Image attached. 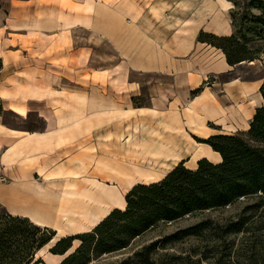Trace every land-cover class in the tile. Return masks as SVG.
I'll list each match as a JSON object with an SVG mask.
<instances>
[{
	"label": "rangeland",
	"instance_id": "1",
	"mask_svg": "<svg viewBox=\"0 0 264 264\" xmlns=\"http://www.w3.org/2000/svg\"><path fill=\"white\" fill-rule=\"evenodd\" d=\"M98 1L94 4L92 0H78L82 5L77 7L79 9L77 14L80 16H78L80 27L76 32L78 47L82 49L80 52L89 54L91 65L103 64L104 55H112L114 58L112 57L111 61H117L118 51L114 52L115 55L111 54L108 49L110 44L106 43L104 37L119 35L124 54L128 56L126 61L131 63L152 61L165 65L190 62L197 69L214 74L219 65L226 62L222 52L213 47L220 43L213 41L211 36L240 38L241 35H245L246 52L256 54L258 60L252 65L243 62L233 66L231 76L239 77L242 81L264 77V0ZM87 75V72H83L84 78H87ZM131 79L134 80L133 77ZM137 80L141 81L139 84L141 95L128 102L129 107L125 116L121 118L112 116L104 126L95 119L94 126L88 130L82 128L86 126H80L68 136H63L66 139L63 143L50 139L52 142L42 146L40 151L32 152L36 153L34 159L28 161L29 159L24 158L20 161L21 167L17 165L21 174L16 175L24 182H12L5 176L0 178V184L7 191L20 186L26 192L19 200L20 205H16L17 209L25 212L24 214L8 213V209H14L13 205L8 209L0 206V237L1 244L4 243L2 246L0 244V251L5 255L0 257V264H15L14 257L21 255L25 249V238L43 241L48 239L49 233L52 232L55 236H52L48 244L33 252V262L39 260L40 264H60L78 247L79 242L72 241L70 250L64 256L51 254L52 246L61 238L91 231L113 210L123 211L126 205L124 197L128 193L125 191L133 183L129 186L121 185L122 190L118 191V194L123 196V200L116 204H105L103 209L108 212L104 215L98 207L97 197L88 198L87 190L90 185L102 188L104 195L112 194L120 189V185L117 181L110 180L114 179L111 169L122 166L130 171L132 164L141 168H150V165L156 167L152 159H148L138 150V145L145 141L156 142L172 138L176 141L192 142L194 144L190 152L192 154L197 149L195 146L203 144L199 141L211 136L210 129H214V126L212 124L204 126L203 119H199L196 114L197 105L201 107L203 103L208 104L211 100L208 93H203L196 99L195 104L187 107L184 115V103L193 95L182 93V82H175L171 76H156L153 80L144 76ZM152 83L160 89L150 90ZM209 83L206 82L202 87H209ZM62 84L61 80L55 82V85ZM156 94L158 96H155ZM154 98L158 100L157 104L161 108L151 106ZM170 99L171 101L176 99L177 103L183 106L166 108ZM140 107L148 110L143 113L133 111ZM150 108L154 110L151 111ZM15 112L25 115L22 103L11 104L9 110L7 104L0 100V123L7 129L35 133L53 129L52 116L41 103H31L25 117L18 116ZM174 119L178 120L177 123ZM182 119L191 125L196 124L192 130L202 140L185 134ZM126 135H130L132 140L124 144L123 160L115 145L123 146L124 141L119 143L118 140ZM137 172L133 175V180L146 171L142 169ZM53 192L58 196L67 193L70 197L66 203H61L60 198ZM5 199L2 201L6 203ZM102 201L100 200V204L103 206ZM252 203V200H241L221 210L195 213L176 222L160 224L132 242L126 250L103 256L100 260L91 258L90 262L82 264H139L133 254L141 246L154 242L157 243V250L151 264H261L255 262L257 256L262 254L259 253L258 246L252 245V235L264 234V206L256 209V216L247 220L244 226L246 228L252 224L253 230L221 236L222 229L227 224L236 222L240 217H251L249 213L242 212ZM114 207L118 209L112 210ZM9 216L35 226L42 231V235L25 224H13ZM97 218L98 221L92 226L90 223ZM35 219L46 225H36L33 221ZM199 224H205L203 226L206 228L198 229V236L182 237L179 234ZM15 234L19 236L12 237ZM166 238L171 239L166 242Z\"/></svg>",
	"mask_w": 264,
	"mask_h": 264
},
{
	"label": "crops",
	"instance_id": "2",
	"mask_svg": "<svg viewBox=\"0 0 264 264\" xmlns=\"http://www.w3.org/2000/svg\"><path fill=\"white\" fill-rule=\"evenodd\" d=\"M92 1L95 4L98 0ZM79 5L82 4L78 0H0V100L7 104L9 110L11 104L22 103L25 115L15 112L21 117L27 116L31 103H41L50 112L53 121V129L40 133L14 131L0 123V178L5 176L12 182H24L16 175L21 174L17 165L21 167L20 161L24 158L29 159L28 161L34 159L36 153H32L33 151H40L42 146L54 140L63 143L66 141L63 136H68L80 126H86L82 128L88 130L94 126L95 119L104 126L112 116H125L128 102L141 95V81L137 79L144 76L150 80L156 76H171L175 82H182L183 94L190 95L194 90L201 89L199 94L184 103L183 114L187 107L196 103L198 97L208 93L211 100L208 104L203 103L201 107L197 105L196 114L199 119H203L204 126H214V129L209 128L212 131L211 136L246 132L255 110L264 106V99L259 91L264 85V77L242 81L239 77L231 76L232 67L226 63H221L214 74L205 73L190 62L169 65L152 61L131 63L126 61L128 56L124 54L119 35L104 37L106 43L110 44V53L115 55L114 52L118 51L117 61H111L112 55H104L103 64L91 65L89 54L80 52L81 48L78 47L76 32L80 27L77 14ZM83 72L88 73L87 78H84ZM57 80L63 81V84L55 85ZM208 81L209 87H202ZM158 89L160 88L152 83L150 90ZM157 102L154 98L151 106L161 108ZM177 102L176 99H170L169 107L166 108L179 107ZM204 105L214 113L206 110L207 107L202 108ZM146 110L148 109L142 107L133 109L136 113ZM182 120L185 134L202 140L192 130L196 124L194 126L185 119ZM177 121L174 119V122ZM50 139L53 140L49 141ZM131 140L130 135L121 136L118 141H124L123 146L115 145L123 160L124 144ZM143 143L150 145V151H156L157 155L143 153ZM143 143L138 145V150L148 159H152L156 167H140L150 173L145 176L139 174L134 180L132 178L133 185L125 193L135 185L161 181L180 163L186 169L194 170L201 159H206L213 165L221 162L220 155L205 144L195 146L197 151L194 149L196 152L191 154L194 145L192 142L166 138ZM119 187L117 191L122 190L121 185ZM23 190L22 187L15 186L7 191L0 184V206L8 209L13 205L14 209H8V213L24 214L16 206L20 205L19 200L26 193ZM4 198L8 203L2 201Z\"/></svg>",
	"mask_w": 264,
	"mask_h": 264
},
{
	"label": "trees",
	"instance_id": "3",
	"mask_svg": "<svg viewBox=\"0 0 264 264\" xmlns=\"http://www.w3.org/2000/svg\"><path fill=\"white\" fill-rule=\"evenodd\" d=\"M211 39L220 43L213 47L222 52L226 64L230 67L258 60L256 54L246 52L245 35L240 38L211 36ZM259 91L264 99V85ZM200 92L201 89H197L191 92V95L196 96ZM199 142L218 153L221 162L213 165L206 159H201L194 170L186 169L183 163H180L159 182L147 186L135 185L124 197L126 206L123 211L113 210L89 232L59 239L50 249V253L64 256L70 250L71 242L77 240L78 247L60 264L88 263L91 258L100 260L103 256L126 250L132 242L160 224L176 222L195 213L221 210L241 200L253 201L242 212L249 213L251 217H240L236 222L227 224L222 229L221 236L253 230L252 224L246 228L244 226L247 220L256 216V209L264 206V106L255 110L246 132L237 133L235 136L215 135ZM9 220L13 224H25L42 235V231L30 226L26 221L11 216ZM203 225L205 224L188 228L179 234L182 237L198 236L197 231L205 227ZM49 234L50 237L43 241L25 238V249L20 257H14L13 262L40 264L39 260L33 262V252L46 246L52 236H55L54 232ZM16 236L19 234L12 237ZM170 239L165 240L168 242ZM252 239V245L258 246V251L262 254L257 256L255 262L264 264V234L252 235ZM156 244L154 242L141 246L133 254L135 260L139 264H151L157 250ZM0 257H5L4 252L0 251Z\"/></svg>",
	"mask_w": 264,
	"mask_h": 264
},
{
	"label": "bare ground",
	"instance_id": "4",
	"mask_svg": "<svg viewBox=\"0 0 264 264\" xmlns=\"http://www.w3.org/2000/svg\"><path fill=\"white\" fill-rule=\"evenodd\" d=\"M248 64V63H247ZM252 64H254V62H251L250 63V65H252ZM254 99V98H253ZM253 99H252V101H253ZM258 99V98H257ZM255 101V100H254ZM259 101V100H258ZM257 101V102H258ZM207 106L206 105H204L202 108H206ZM206 110H210V112L211 113H214V111L212 110L211 111V109H209L208 107H207V109ZM209 112V111H208ZM223 118V117H222ZM221 120H224V119H221ZM246 130H248V129H246ZM142 146V148H145L144 149V152L146 153V154H150V155H157V152L155 151V152H151L150 151V148H151V146L150 145H147V143H145V144H142L141 145ZM143 152V153H144ZM127 153V152H126ZM117 160V159H116ZM220 163V162H219ZM196 169V168H195ZM141 171L140 170V167H138L137 165H134V164H132L131 165V167H130V171H128V169H126V168H123L122 166H120V167H118V168H114V169H111V172L113 171V173H114V176H113V178L114 179H110V180H115V181H117L118 183H119V185H122V184H126V185H130V184H132L133 183V181H132V177H133V175L135 174V173H138L137 171ZM146 172H142L141 174H147V173H150V171H147V170H145ZM132 172V173H131ZM156 172V171H155ZM83 175V174H82ZM165 175V174H164ZM166 176V175H165ZM142 185H145V186H147V185H150V184H152V183H150V182H144V183H141ZM91 187H89V189L87 190L88 192H87V194H88V198H90V199H93V198H96L97 197V200H98V207H99V209H101V214H106L107 212H108V210H105V209H103L104 208V205L105 204H110V203H113V204H116L117 202H119V201H121V200H123V196L119 193L118 194V191H115V192H112V194H107V195H104L103 194V189L102 188H100V187H97V186H93V185H90ZM132 186V185H131ZM130 187V186H129ZM128 188V187H127ZM132 189V188H131ZM109 190V189H108ZM112 190V189H111ZM111 190H109V191H111ZM53 194H55V195H57L58 196V194L57 193H55V192H53ZM59 198H60V201H61V203H63V202H67L68 201V199H69V195L67 194V193H63V194H59V196H58ZM101 198V199H100ZM100 200H103L101 203H103L104 202V204H103V206H102V204H100ZM125 204V203H124ZM126 206V205H125ZM107 217V216H106ZM104 219V218H103ZM34 221V223L36 224V225H46V223H44V222H42L41 220H37V219H35V220H33ZM98 221V218L97 219H94V221L93 222H91L90 224L93 226V225H95L96 224V222ZM98 225V224H97ZM96 225V226H97Z\"/></svg>",
	"mask_w": 264,
	"mask_h": 264
}]
</instances>
